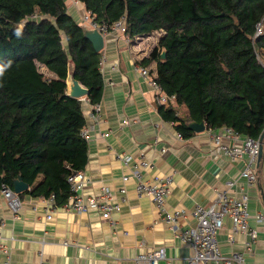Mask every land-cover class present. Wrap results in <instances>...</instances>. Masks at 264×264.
Segmentation results:
<instances>
[{"label":"trees","instance_id":"trees-1","mask_svg":"<svg viewBox=\"0 0 264 264\" xmlns=\"http://www.w3.org/2000/svg\"><path fill=\"white\" fill-rule=\"evenodd\" d=\"M80 1L101 24L125 17L130 37L163 32L142 63L156 60L155 81L187 108L182 117L176 104L162 105L183 137L193 133L188 123L195 120L261 138L264 66L257 54L264 61V34L254 36L264 0ZM102 51L85 37L66 0H0V188H14L22 176L26 193L54 194L56 205L68 201V178L85 169L89 149L82 100L67 93L69 66L75 64V78L89 89L88 100L99 103Z\"/></svg>","mask_w":264,"mask_h":264},{"label":"crops","instance_id":"crops-1","mask_svg":"<svg viewBox=\"0 0 264 264\" xmlns=\"http://www.w3.org/2000/svg\"><path fill=\"white\" fill-rule=\"evenodd\" d=\"M66 2L68 12L79 21L86 10L84 3ZM160 34V31L134 37L121 32L106 34L102 54L107 60L102 72L104 89L98 119L90 113L94 104L87 96L81 98L85 127L89 128L88 160L83 170L89 183L85 189L99 191L103 185L111 187L121 201V211L106 218L97 211L78 212L67 209L65 204H50L47 198L24 191L22 208L15 215L0 190V216L5 220L0 238L8 246L12 264H139L138 254L160 247L165 248L166 256L157 264H188L193 247L177 236L149 196L137 194L136 179L124 181L123 176L132 174L141 156L152 163L143 169L144 180L171 175L174 182L167 207L170 211L187 210L180 218L181 226L187 228L197 223L189 211L196 204L212 202L217 192L225 189L229 180L238 178L245 168L244 158L232 159L223 154L218 142L242 145L245 136L229 134L226 127H207L193 131L188 137L178 136L180 132L175 125L179 122L165 117L166 105L158 101L150 78L139 71V66H144L142 60L159 44ZM114 63H118L117 69H112ZM145 65L155 77L157 61ZM175 104L179 115L185 117L187 108ZM126 119L129 123L124 122ZM163 147H167L165 152L161 150ZM121 154L132 155L133 163L126 165L118 157ZM254 170L257 179L247 191L249 226L257 230V238L240 231L232 240L233 222L229 216L218 234L222 253L243 254L242 264H264V220L256 217L258 212L264 213V148L262 160ZM123 187L125 192L121 191ZM48 213L53 214L51 220L46 218ZM4 259L5 254L0 253V261Z\"/></svg>","mask_w":264,"mask_h":264},{"label":"built area","instance_id":"built-area-1","mask_svg":"<svg viewBox=\"0 0 264 264\" xmlns=\"http://www.w3.org/2000/svg\"><path fill=\"white\" fill-rule=\"evenodd\" d=\"M79 2V0H73ZM79 23L91 28H98L104 35L110 32L126 33V20L125 17L112 24H101L96 20V17L89 11L85 10L80 18ZM163 33V32H160ZM264 34V17L256 25V32L254 38H259ZM258 60L264 66V61L257 54ZM106 56H101L100 69L104 72L106 67ZM118 63L112 65V69H117ZM139 71L146 78H150L151 83L157 92V99L161 104L169 106L171 103H176V96L169 95L165 92L163 87L157 83L154 76L151 75V71L147 66H139ZM101 104H94L93 111L90 112L94 119H98L101 114ZM125 123H129V120H124ZM213 129V128H212ZM226 131L229 134L240 136L241 134L235 132L231 128L226 127ZM82 135L89 138V128L85 127L82 131ZM105 136L109 133H104ZM182 137V134H178ZM260 139L253 138L251 136H245L242 145H227L218 142V148L223 154L232 159L246 160L244 170L238 178L229 180L227 187L223 190H219L212 202L209 204H196V206L189 211V215L197 219L196 225L183 228L180 224V218L187 214L186 209H176L170 211L167 207V198L173 185V177L167 176H155L151 180H144L143 169L152 165L150 161L141 156L136 160V164L133 166L132 174L123 176L124 181L130 180V177L136 179V192L139 196H149L156 205L160 215L170 225L178 237L187 241L194 249V253L188 259V264H242L244 262V255L236 252L232 255H225L220 249L218 240V234L224 226V220L227 216L232 219L233 222V235L231 239L234 240V235L237 232H247L252 239L257 238L258 232L256 229H251L249 226V193L247 187L252 185L257 175L254 172V168L259 161ZM264 145V142H263ZM162 152L167 150V147H163ZM126 165L133 163L134 158L132 155L121 154L118 156ZM69 182L71 185V194L68 201L65 203V207L69 210L78 212L97 211L101 213L103 217L112 218L116 213L121 211L122 204L118 199L111 187L103 185L99 191H86L89 179L87 178L83 170L73 172L69 176ZM241 179H245L241 181ZM240 189V191H236ZM3 196L6 198L10 210L17 215L22 208L21 196L14 191L10 186L3 184L0 188ZM234 190L236 192H234ZM122 192L126 191V188H121ZM50 204H55V195L52 194L47 198ZM257 219L264 220V213L258 212ZM48 220L53 218L52 213L46 215ZM5 224L3 216H0V227ZM0 253L5 254L4 261H0V264H12L10 251L8 246L1 242L0 238ZM166 250L164 247H160L148 253H141L137 255L139 264H157V262L165 258Z\"/></svg>","mask_w":264,"mask_h":264},{"label":"water","instance_id":"water-1","mask_svg":"<svg viewBox=\"0 0 264 264\" xmlns=\"http://www.w3.org/2000/svg\"><path fill=\"white\" fill-rule=\"evenodd\" d=\"M82 27H83L85 37L91 40L95 49L99 52L102 51L105 47V40H106L105 35L98 28H91L85 25H82ZM165 55H166V52L163 50L162 58H165ZM67 83H68V86H67L68 95L72 97H76V98H82V97H86L89 94V89L85 87L84 85H82L80 81L75 78V64L73 63L70 64L69 66ZM188 126L191 130L198 131V132L203 131L207 128L206 122L204 121L198 122L195 120L190 121L188 123ZM260 141L262 144H261L259 161H258L259 163L262 160V154H263V148H264V145H263L264 133L262 134ZM13 189L16 193L20 194L26 191L27 189H29V185L23 180L22 176H18L14 180Z\"/></svg>","mask_w":264,"mask_h":264},{"label":"rangeland","instance_id":"rangeland-1","mask_svg":"<svg viewBox=\"0 0 264 264\" xmlns=\"http://www.w3.org/2000/svg\"><path fill=\"white\" fill-rule=\"evenodd\" d=\"M82 25V24H81ZM163 33H161L160 35H162ZM65 45H67V43H65ZM103 55V54H102ZM42 71L47 72L45 67H42ZM177 102V101H176ZM181 111V110H180Z\"/></svg>","mask_w":264,"mask_h":264},{"label":"clouds","instance_id":"clouds-1","mask_svg":"<svg viewBox=\"0 0 264 264\" xmlns=\"http://www.w3.org/2000/svg\"><path fill=\"white\" fill-rule=\"evenodd\" d=\"M79 22V21H78ZM3 74V69L2 68H0V75H2Z\"/></svg>","mask_w":264,"mask_h":264}]
</instances>
